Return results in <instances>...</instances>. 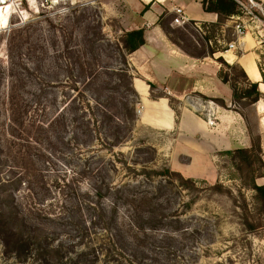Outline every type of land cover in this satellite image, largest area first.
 Returning <instances> with one entry per match:
<instances>
[{
	"label": "rangeland",
	"instance_id": "1",
	"mask_svg": "<svg viewBox=\"0 0 264 264\" xmlns=\"http://www.w3.org/2000/svg\"><path fill=\"white\" fill-rule=\"evenodd\" d=\"M252 1L264 15L262 0ZM97 20L101 35L97 28L89 35L98 39L92 49L94 70L117 68L119 58L111 44L121 35L120 24L106 17L98 2L29 0L15 13L0 8V210L16 211L27 228L40 229L50 244H61L69 255L87 248L86 264H264V206L262 196L251 189L253 182L264 185V113L254 105L232 100L222 106L212 98L194 96L201 105L191 103L190 108L210 128L218 123L216 105L241 118V130L231 127L222 138L225 145L228 139L236 143L227 150L197 134L163 132L136 122L130 133L129 128L124 131L128 139L107 151L94 135L71 138L82 119L70 106L64 110L63 129L45 126L76 94L70 89L74 81L79 99L97 95L78 78L87 60L77 52V36L91 21L95 27ZM164 26L186 52L198 55L219 48L218 57L232 65L224 58L223 46L232 39L230 27L189 23L183 29L170 26V21ZM248 41L250 50L242 46L232 54L254 52L264 70V55L250 37ZM217 63L231 79L239 76ZM129 72L134 77L130 66ZM100 80L106 83L105 96L113 90L117 95L127 92L118 76L110 84L109 78ZM159 94L154 88L150 96ZM168 97L178 112L182 105ZM238 148L245 155L229 154ZM165 169L195 185L186 188L151 173ZM100 182L121 190L96 198L91 189ZM94 205L99 210H93ZM148 215L154 217L155 230L137 240L130 221L143 226ZM4 232L0 227V264H43L30 247H6ZM130 240L145 244L149 253L132 255L123 248Z\"/></svg>",
	"mask_w": 264,
	"mask_h": 264
},
{
	"label": "trees",
	"instance_id": "2",
	"mask_svg": "<svg viewBox=\"0 0 264 264\" xmlns=\"http://www.w3.org/2000/svg\"><path fill=\"white\" fill-rule=\"evenodd\" d=\"M240 1V0H237ZM236 0H202L203 9L206 12L214 13L217 15L218 19L214 26H224L226 22L232 16H236L240 14L239 5ZM241 2V1H240ZM170 21V26L172 18H164L160 21V25L166 36L169 40L178 46L183 52L186 54L195 57V58H204V57H213L214 54L221 52L222 50L219 48H215L210 50L208 53H200L198 55H192L185 50H183L177 42L173 41L170 38V33L164 27L165 22ZM91 23V24H90ZM87 24L85 28L82 29V33L80 32L77 36L80 38L81 43L78 44L77 52L81 51V56L86 58L85 65L80 66V70L78 73V78L83 79V83L90 90V92H94L97 95H84V98L79 99L80 91L77 89L74 83L72 82V78H69L70 84L74 86L70 89L74 91V96L67 99L68 101L63 104V108L55 113V115L46 123V127L52 128L55 124H57L60 128H64V110L67 107H72L74 109V115L80 114L82 127L78 131L77 135L73 134L71 138L73 140L77 139V137H84L85 139L92 138V135L96 138V144L101 146L100 148L110 151L113 150L114 147L120 146L122 143L128 139V135L124 137V131L126 129L129 130L128 133L132 131L136 122L137 116L135 113V104L138 103V95L135 92L132 86L133 76L129 72V64H128V56L139 49L144 45V31L142 29L132 30V31H123L119 28L118 31L121 32V35L113 41L111 45L114 46L118 58L119 64L117 68L112 67H102L99 71L94 70V67L97 65L96 54L92 50L96 42H98L97 38H92L90 35V31L93 28H97L99 31L98 34L101 35L102 25H100V21H96V26L93 27L94 22L91 21ZM194 24L193 22H189ZM188 23V24H189ZM187 24L182 27L186 29ZM79 29V28H78ZM17 31V30H16ZM219 63L224 65L230 72H238L239 76H234L231 79L228 73L224 71H219L218 76L224 84H228L232 91V100H241L247 101L248 105H256V103L262 98L260 91L258 90V84L255 82L249 81L244 70L238 64L229 65L225 63L222 57H218L216 59ZM70 64V63H68ZM71 65V64H70ZM57 68L54 66L50 73L53 71H57ZM260 74L262 77V83H264V70L259 68ZM0 71V77H1ZM100 75L104 78H109V84L112 82V77H120L127 84V92L123 95H117L118 92L112 91L111 93H106V96L103 95V91L106 90L105 81H101V77L96 80ZM238 84L241 86L238 88ZM150 90H153L155 86L153 84L148 83ZM106 92V91H105ZM168 99V103L170 108L176 112L178 116V112L176 109L172 107L171 98L166 95H163ZM68 97V96H67ZM66 96L63 97L65 100ZM218 101L220 105H224V101L222 99H214ZM79 116V117H80ZM97 136V137H96ZM92 142V139L89 141ZM244 149H235L232 153L229 151V154L235 156H243L245 155ZM155 176H162L164 180H168L170 183H180V186H188L193 187L195 184L190 179H185L180 173L170 171L165 169L161 172H151ZM68 182V181H67ZM68 184V183H67ZM100 185H96L91 189V193L96 197H103V192L110 191H120L121 188H116L110 183H98ZM69 186V185H67ZM70 187V186H69ZM115 187V188H114ZM251 189L262 196V203L264 206V185L258 186L254 182L251 185ZM264 208V207H263ZM93 210H99L95 205L92 207ZM153 216L148 215L145 216L142 220H144L146 225H140L137 221L133 220L131 222V228L135 229L137 233V240L147 239L148 234L151 233L149 231L155 230L153 225ZM0 227L5 231L7 239H5L6 247L13 246L14 250L24 251L27 248H31L34 252L36 258L42 260L43 264H86V257L89 255L87 252V248L81 249L77 251L73 255H69L68 251L61 245H52L48 242V236L43 233L40 229L27 228L21 220V217L18 216L16 211H6L0 210ZM141 236V238H140ZM124 249H128L132 255H138L143 257L144 255L149 253L148 247L144 245H135L133 240H130L125 246ZM122 248V249H123ZM20 254V253H18ZM85 260V261H84Z\"/></svg>",
	"mask_w": 264,
	"mask_h": 264
},
{
	"label": "crops",
	"instance_id": "3",
	"mask_svg": "<svg viewBox=\"0 0 264 264\" xmlns=\"http://www.w3.org/2000/svg\"><path fill=\"white\" fill-rule=\"evenodd\" d=\"M94 2H98L106 17L118 20L121 30L144 31V45L127 58L134 72L132 86L138 95V104L141 107L137 123L163 132L177 130L179 134H197L221 150L234 147L236 144L234 141L228 139L225 145V138H222L231 127L235 131L241 130L239 115L216 105L214 111L218 123L215 128H210L195 114L194 108H190L191 103L196 106L201 105L194 97L196 95L222 99L224 103L232 101L230 87L218 76L220 67L216 59L219 54H214L213 57H192L172 43L160 25V21L164 18L174 17L175 7L182 8L187 21L196 25L212 26L217 22V15L206 12L202 0H94ZM262 2L264 3V0ZM226 25H231L229 20ZM248 37L252 39L253 47L256 48V43L250 34L241 40L243 48L251 44L250 41L246 44ZM249 50L241 55L224 54V58L230 64H238L249 81L258 84L262 98L255 107L264 113V83L256 63V55ZM148 83L161 90V94L151 98L152 90ZM163 92L182 105L178 108V116L170 108Z\"/></svg>",
	"mask_w": 264,
	"mask_h": 264
},
{
	"label": "built area",
	"instance_id": "4",
	"mask_svg": "<svg viewBox=\"0 0 264 264\" xmlns=\"http://www.w3.org/2000/svg\"><path fill=\"white\" fill-rule=\"evenodd\" d=\"M29 0H0V7L8 6L13 13L20 11L23 2ZM237 1V0H236ZM240 9V14L230 17V26L224 25V27L231 28V40L224 43L225 47L224 54L238 50L242 47L241 40L250 34L255 43L256 48L264 55V15L260 14L257 10L258 5L253 3L252 0H248L247 3L237 1ZM173 15L171 25L176 27H182L188 24L183 9L180 7L173 8ZM224 27H222V34L224 33ZM260 62V58L257 59ZM137 115L140 114L141 110H136Z\"/></svg>",
	"mask_w": 264,
	"mask_h": 264
},
{
	"label": "bare ground",
	"instance_id": "5",
	"mask_svg": "<svg viewBox=\"0 0 264 264\" xmlns=\"http://www.w3.org/2000/svg\"><path fill=\"white\" fill-rule=\"evenodd\" d=\"M0 8H9V7L8 6H5V7H0ZM225 54L232 55V52H228V53H225Z\"/></svg>",
	"mask_w": 264,
	"mask_h": 264
}]
</instances>
